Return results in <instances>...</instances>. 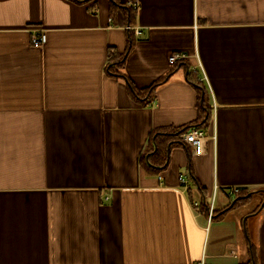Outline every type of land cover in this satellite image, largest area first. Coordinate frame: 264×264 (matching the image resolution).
Returning a JSON list of instances; mask_svg holds the SVG:
<instances>
[{
  "label": "crops",
  "instance_id": "obj_1",
  "mask_svg": "<svg viewBox=\"0 0 264 264\" xmlns=\"http://www.w3.org/2000/svg\"><path fill=\"white\" fill-rule=\"evenodd\" d=\"M116 4L0 0V264H264V0ZM190 72L204 152L161 139L149 171L153 131L199 119Z\"/></svg>",
  "mask_w": 264,
  "mask_h": 264
},
{
  "label": "trees",
  "instance_id": "obj_2",
  "mask_svg": "<svg viewBox=\"0 0 264 264\" xmlns=\"http://www.w3.org/2000/svg\"><path fill=\"white\" fill-rule=\"evenodd\" d=\"M73 1L82 3L84 0H73ZM116 2L117 0H111L113 10L117 9ZM128 10H125V13L130 14ZM132 45H133V41L131 40L129 41L128 50L131 49ZM123 65H124V60L118 61L116 64H111L110 69H109L110 74L114 77H119V78L124 77L125 78V74L122 71ZM166 79L167 77L161 78L160 80L152 84L150 87L143 89V90H137L129 79H127V84H128L129 90L131 91L135 99L143 103H148L151 100L156 88L161 83H163ZM187 80L191 84H193L197 88V91H198L199 112H200L199 119L197 120L196 125H193V126L191 125L185 126L179 129L167 128L164 132L153 131V133L151 134L148 140L146 150L141 158L142 165L145 168H147L149 171L151 170L153 172H156L159 170V168H156V167L164 166L166 163L167 150H166L165 144L162 143L161 139H164L166 143H169V144L170 143L172 144L174 140H182L183 135L186 132L190 131L193 128L201 129V127L205 126L210 119V116H207V114L209 113L211 107L209 105L206 92H204V95H203V90L205 91V89L202 85V82L199 81L197 74L194 72L188 73ZM148 154H149V158L147 160L146 157ZM159 159H160V162L158 163L157 160ZM238 196L239 197H238V201L236 202V205L243 204L248 200V198H250L249 192H245V191H241L238 194ZM255 261L256 260H255L254 247H253V262L251 261V263L249 264H255Z\"/></svg>",
  "mask_w": 264,
  "mask_h": 264
},
{
  "label": "built area",
  "instance_id": "obj_3",
  "mask_svg": "<svg viewBox=\"0 0 264 264\" xmlns=\"http://www.w3.org/2000/svg\"><path fill=\"white\" fill-rule=\"evenodd\" d=\"M137 34H140V33L137 32ZM32 42L35 46L44 45L47 42V36L45 33L33 34ZM186 57L187 56L185 54L174 53V54H171L169 56V61L172 64H176L180 60L186 59ZM206 139H207V136H206L205 132L199 128H193L183 135V141L186 143V145L190 146V148L192 149V153L194 155H197V156H200L203 154L204 144H205ZM179 179H180L181 184L185 188H187L188 187V180H187L186 175L185 176L181 175ZM240 191H241V189L236 188V187L229 189L230 194H239ZM215 199H216V191L214 192L212 200L208 206V218H209L208 220H209V222L212 221V219L215 215ZM194 205L198 206L199 203L195 202ZM196 264H207L205 257L203 256Z\"/></svg>",
  "mask_w": 264,
  "mask_h": 264
},
{
  "label": "water",
  "instance_id": "obj_4",
  "mask_svg": "<svg viewBox=\"0 0 264 264\" xmlns=\"http://www.w3.org/2000/svg\"><path fill=\"white\" fill-rule=\"evenodd\" d=\"M264 192V191H263ZM262 208V207H261Z\"/></svg>",
  "mask_w": 264,
  "mask_h": 264
}]
</instances>
